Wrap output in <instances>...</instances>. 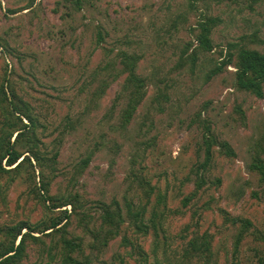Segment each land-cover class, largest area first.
Listing matches in <instances>:
<instances>
[{"label":"rangeland","instance_id":"1","mask_svg":"<svg viewBox=\"0 0 264 264\" xmlns=\"http://www.w3.org/2000/svg\"><path fill=\"white\" fill-rule=\"evenodd\" d=\"M1 2L0 91L32 107L40 149L58 155L0 176V249L25 224L17 264H264V184L250 166L264 158V85L262 97L236 85L240 48L264 53V0ZM120 52L140 58L147 84L126 126ZM115 203L125 222L108 239L103 204ZM127 204L145 209L139 227ZM65 210L66 226L44 232ZM205 235L212 259L192 245Z\"/></svg>","mask_w":264,"mask_h":264},{"label":"trees","instance_id":"2","mask_svg":"<svg viewBox=\"0 0 264 264\" xmlns=\"http://www.w3.org/2000/svg\"><path fill=\"white\" fill-rule=\"evenodd\" d=\"M75 1L78 5L81 2V0ZM1 7L2 2L0 0V8ZM210 34L211 28L202 26L201 34L197 39L202 50L211 49ZM230 47L234 48V45H230ZM119 59L123 66L122 73L127 74L125 91H127L129 102L122 114L123 125L126 126L132 120L139 105L143 101L146 95L147 84L145 78L140 77L137 73V65L140 60L138 56L128 52H120ZM227 63L232 62L229 60ZM236 67L237 87L241 90L250 91L258 97H262L264 85V53L250 50L247 47L240 48ZM38 123L39 120L35 116L32 107L17 96L10 87L8 88L2 85L0 91V176L11 172H20L26 166H30L36 170L34 163H36L37 168L41 171L47 167L52 169L54 164H56L58 153L49 159L47 153H44L40 149L41 143L37 138ZM263 145L264 136L260 146L263 147ZM222 147L227 148V150H225L226 154H230L231 156L234 155V152L228 144L223 143ZM212 157L213 152L210 147V149L206 150L204 168L207 169L209 162L212 161ZM87 164L88 160L84 162V166ZM250 166L252 171L259 175L260 181L264 184V158L261 155L256 156ZM203 182L204 178L202 177L200 179V184ZM76 199H78L77 196ZM69 204H73L72 201ZM114 205L116 207L103 204L104 214L102 220L110 227L105 230V235L108 239L116 236L125 222L122 208L118 203ZM156 208L157 206L154 210ZM144 213L145 209L137 211V207H134L133 204H127L128 217L135 220L133 224L138 225ZM68 218L69 212L65 210L63 212V217L53 218L51 223L46 226L43 231H58L66 226ZM249 225L250 224L247 223V226ZM26 229H28V227L25 224H20L14 232H12L13 230L11 229L7 230V235L11 236L10 238L13 244L0 249V264L18 263L19 253L24 248L25 237L29 233L28 231L24 233ZM146 231L147 229L145 232ZM209 238L210 237L207 235L202 236L193 240L192 245L197 253L212 259L214 257V251L212 241ZM64 244L67 248L69 247V242L67 240H64ZM69 261L70 264H80L78 261L73 260V258H69Z\"/></svg>","mask_w":264,"mask_h":264}]
</instances>
